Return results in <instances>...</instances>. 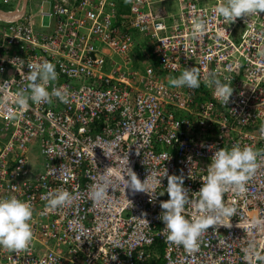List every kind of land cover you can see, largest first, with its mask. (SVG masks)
I'll return each mask as SVG.
<instances>
[{"label":"built area","instance_id":"1","mask_svg":"<svg viewBox=\"0 0 264 264\" xmlns=\"http://www.w3.org/2000/svg\"><path fill=\"white\" fill-rule=\"evenodd\" d=\"M28 2L0 0L12 7L0 15V198L31 203L34 238L19 253L0 248V264H249L252 243L264 256V163L243 193L225 194L232 227H210L198 251L167 242L160 219L168 176L183 174L191 197L214 151L264 149V12L230 22L213 12L221 0ZM200 18L207 27L193 39ZM45 60L71 102L18 106L28 63ZM195 66L199 88L170 86ZM212 71L234 88L227 105L203 82ZM128 167L142 181L167 171L155 199L126 188ZM60 188L76 200L53 210L47 193ZM251 264L262 262L253 255Z\"/></svg>","mask_w":264,"mask_h":264},{"label":"clouds","instance_id":"2","mask_svg":"<svg viewBox=\"0 0 264 264\" xmlns=\"http://www.w3.org/2000/svg\"><path fill=\"white\" fill-rule=\"evenodd\" d=\"M213 12L226 21L234 22L239 17H251L264 12V0H221ZM206 27L205 18L193 20L192 38L198 39ZM258 55L264 56V50H260ZM28 67L30 71L26 88L16 95L18 106L24 107L28 101L35 104H51L54 98L64 104L71 102L70 91L66 87L55 86L58 80L55 63L45 60L28 63ZM203 82L214 88L221 103L228 104L234 88L230 86L227 77L221 80L218 72L212 71ZM201 83V73L196 66L186 68L178 77L169 80L170 86L177 88L196 89ZM261 132L264 133V127ZM261 163H264V149L240 144L219 148L211 157L207 175L202 178V187L193 192L191 197L183 174L168 176L166 171L161 176L152 170L142 181L137 173L128 167V178L124 176L123 179L126 181V188L133 194L145 192L155 199L157 194L154 193L162 184L161 177L168 176L165 191L170 198L160 204L163 210L160 219L165 225L162 234L167 242L183 246L186 251L192 253L199 250L200 238L210 227H232L227 221L236 215V209L230 201H225V194L230 189L243 193L247 182L255 175ZM111 183V178L104 179L103 184L93 191L92 199L97 203L105 199ZM165 191L158 194L164 195ZM75 200L73 193L62 188L47 193V207L53 210L70 206ZM33 216V207L27 200L16 195L0 198V248L16 253L28 249L34 238ZM243 251L249 264L253 255L264 264V256L256 251L255 243Z\"/></svg>","mask_w":264,"mask_h":264},{"label":"trees","instance_id":"3","mask_svg":"<svg viewBox=\"0 0 264 264\" xmlns=\"http://www.w3.org/2000/svg\"><path fill=\"white\" fill-rule=\"evenodd\" d=\"M1 5V4H0ZM2 6H4V5H2ZM2 6H0L1 8H3V9H6V10H8V9H11L12 7H10V6H8V5H6V6H4V7H2ZM6 7V8H5ZM155 64H156V62H155ZM162 244H160V243H158L157 244V246H153V249L154 250H156V252H159V253H162ZM153 264V263H152Z\"/></svg>","mask_w":264,"mask_h":264},{"label":"water","instance_id":"4","mask_svg":"<svg viewBox=\"0 0 264 264\" xmlns=\"http://www.w3.org/2000/svg\"><path fill=\"white\" fill-rule=\"evenodd\" d=\"M27 2H28V0L24 1V9H26ZM0 15H2V16H7L8 15L9 16V14L6 11H4L2 8H0Z\"/></svg>","mask_w":264,"mask_h":264},{"label":"rangeland","instance_id":"5","mask_svg":"<svg viewBox=\"0 0 264 264\" xmlns=\"http://www.w3.org/2000/svg\"><path fill=\"white\" fill-rule=\"evenodd\" d=\"M0 6H2V4L0 5ZM2 7H4V6H2ZM6 8V7H5ZM136 56L139 58V57H142L143 56V52L141 51V50H137L136 51ZM169 80H170V78H169ZM42 160V159H41Z\"/></svg>","mask_w":264,"mask_h":264},{"label":"crops","instance_id":"6","mask_svg":"<svg viewBox=\"0 0 264 264\" xmlns=\"http://www.w3.org/2000/svg\"><path fill=\"white\" fill-rule=\"evenodd\" d=\"M24 1H25V0H23V2H24ZM15 5H16V4H15ZM28 5H29V6H28ZM27 6H28V9H27V10H29V8L32 7V6H31V2H28V3H27ZM26 8H27V7H26Z\"/></svg>","mask_w":264,"mask_h":264}]
</instances>
